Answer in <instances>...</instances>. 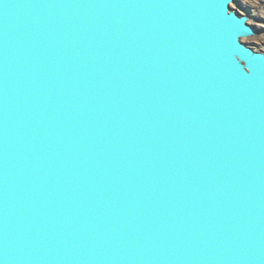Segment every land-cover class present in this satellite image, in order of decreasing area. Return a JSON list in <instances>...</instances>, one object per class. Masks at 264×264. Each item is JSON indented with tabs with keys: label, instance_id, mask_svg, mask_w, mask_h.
<instances>
[{
	"label": "water",
	"instance_id": "water-1",
	"mask_svg": "<svg viewBox=\"0 0 264 264\" xmlns=\"http://www.w3.org/2000/svg\"><path fill=\"white\" fill-rule=\"evenodd\" d=\"M234 1L0 0V264H264Z\"/></svg>",
	"mask_w": 264,
	"mask_h": 264
},
{
	"label": "rangeland",
	"instance_id": "rangeland-1",
	"mask_svg": "<svg viewBox=\"0 0 264 264\" xmlns=\"http://www.w3.org/2000/svg\"><path fill=\"white\" fill-rule=\"evenodd\" d=\"M232 6L242 13L249 14V21L260 31L258 35L244 37L243 40L264 51V0H235Z\"/></svg>",
	"mask_w": 264,
	"mask_h": 264
}]
</instances>
